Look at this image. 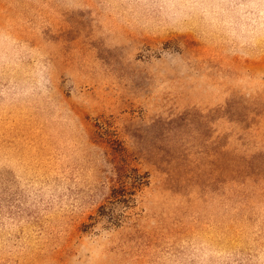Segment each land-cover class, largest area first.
<instances>
[{
    "label": "rangeland",
    "instance_id": "rangeland-1",
    "mask_svg": "<svg viewBox=\"0 0 264 264\" xmlns=\"http://www.w3.org/2000/svg\"><path fill=\"white\" fill-rule=\"evenodd\" d=\"M0 264H264V0H0Z\"/></svg>",
    "mask_w": 264,
    "mask_h": 264
}]
</instances>
